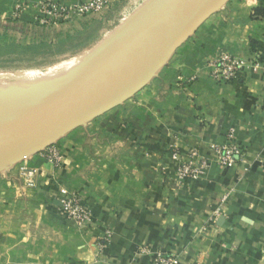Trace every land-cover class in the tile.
Returning <instances> with one entry per match:
<instances>
[{"label":"crops","instance_id":"0c3cea01","mask_svg":"<svg viewBox=\"0 0 264 264\" xmlns=\"http://www.w3.org/2000/svg\"><path fill=\"white\" fill-rule=\"evenodd\" d=\"M14 1L0 0V18ZM23 1L17 37L55 47L101 28L91 16L37 26L40 0ZM228 50L256 54L260 70L214 82L207 61ZM178 75L194 80L183 87ZM229 129L245 162L212 164L180 183L171 153L195 149L212 160L211 145ZM51 138L64 156L58 169L42 146L0 158V264H156L158 253L174 254L179 264H264V0H226L134 92ZM19 165L36 169L35 187L24 185ZM63 187L82 196L89 227L59 210ZM228 189L215 226L203 230Z\"/></svg>","mask_w":264,"mask_h":264},{"label":"water","instance_id":"95a60500","mask_svg":"<svg viewBox=\"0 0 264 264\" xmlns=\"http://www.w3.org/2000/svg\"><path fill=\"white\" fill-rule=\"evenodd\" d=\"M226 0H164L63 84L0 120V158L55 142L51 136L139 88L163 57Z\"/></svg>","mask_w":264,"mask_h":264},{"label":"rangeland","instance_id":"374dc122","mask_svg":"<svg viewBox=\"0 0 264 264\" xmlns=\"http://www.w3.org/2000/svg\"><path fill=\"white\" fill-rule=\"evenodd\" d=\"M23 2L21 10L14 16L13 7L15 2ZM88 0H72L67 4L55 2L54 0H40L35 6L36 14L32 23L46 27L53 23H59L72 18H84L91 16L93 21H98L101 28H92L83 34L77 35L70 41H62L58 46H53L48 40H37L17 37V26L24 13L27 3L23 0H15L6 18H0V90L9 86L13 77L17 74L56 63L74 61L77 63L73 71L65 77H61L56 84L44 93L35 96L22 108L15 111L10 116L18 113L21 109L29 105L33 100L49 93L53 88L63 84L69 77L80 68L93 60L102 50L108 47L114 40L126 33L131 27L145 18L162 0H109L106 7L99 11L77 16L75 13L58 16L52 19V15L43 10V5L52 3L56 6L68 8L70 6L87 2ZM94 16V17H92ZM47 22L40 23V19ZM89 18V20H91ZM96 19V20H95ZM91 20V21H92ZM19 27V26H18ZM66 67V68H65ZM69 65L64 66L65 69ZM5 76H8L5 78ZM8 116V117H10ZM57 143V141H55Z\"/></svg>","mask_w":264,"mask_h":264},{"label":"built area","instance_id":"2783aa9c","mask_svg":"<svg viewBox=\"0 0 264 264\" xmlns=\"http://www.w3.org/2000/svg\"><path fill=\"white\" fill-rule=\"evenodd\" d=\"M109 0H88L87 2L76 4L68 8L56 6L52 3L43 5V10L52 15L55 20L58 16L75 13L77 16L99 12L103 10ZM21 2H15L13 7L14 16H17L22 7ZM47 22L46 19H40V23ZM208 76L214 82L225 83L237 78L245 71L258 72L261 68L260 61L256 54L249 56H240L232 51H221L217 53L211 60L207 61ZM193 77L185 78L182 75L177 76L179 85L185 87L193 81ZM211 150L213 159L209 160L200 156L195 150L191 149L184 157L180 156L176 151L171 153L175 161V175L177 180L182 183L184 180H196L202 177L206 170L215 164L219 168H234L237 165L245 162V152L241 144L234 137V130L229 129L225 133V140L219 144H212ZM45 158L50 162L53 168L58 169L63 163V153L60 146L56 142H51L43 147ZM18 175L23 179V183L27 188H33L36 185V169L27 165H19L17 169ZM229 189L226 190L220 197L218 206L207 217L203 226H215L218 217L222 214L221 206L225 203L228 197ZM59 210L65 217L72 221L78 228H87L91 222L90 211L83 201L81 195L71 189L61 188L58 198ZM107 236L100 238L96 243L97 252L100 253L107 243ZM144 250V249H143ZM154 262L156 264H179L178 258L174 254H155Z\"/></svg>","mask_w":264,"mask_h":264},{"label":"bare ground","instance_id":"6f19581e","mask_svg":"<svg viewBox=\"0 0 264 264\" xmlns=\"http://www.w3.org/2000/svg\"><path fill=\"white\" fill-rule=\"evenodd\" d=\"M66 64L69 65L67 69H65L66 67L64 68ZM76 65L77 63L74 61H66L33 68L23 74H17V76L13 77L9 86L0 90V120L7 118L22 108L35 96L44 93V91L59 82L61 77L63 78L71 73Z\"/></svg>","mask_w":264,"mask_h":264}]
</instances>
